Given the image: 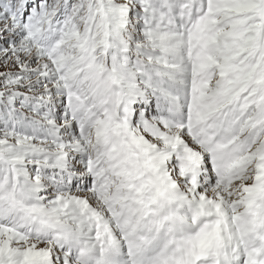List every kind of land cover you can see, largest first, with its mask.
<instances>
[{"label":"snow or ice","instance_id":"snow-or-ice-1","mask_svg":"<svg viewBox=\"0 0 264 264\" xmlns=\"http://www.w3.org/2000/svg\"><path fill=\"white\" fill-rule=\"evenodd\" d=\"M0 264H264V0H0Z\"/></svg>","mask_w":264,"mask_h":264}]
</instances>
